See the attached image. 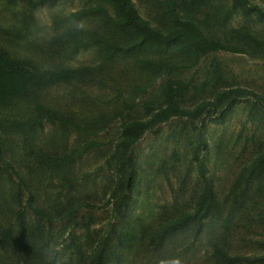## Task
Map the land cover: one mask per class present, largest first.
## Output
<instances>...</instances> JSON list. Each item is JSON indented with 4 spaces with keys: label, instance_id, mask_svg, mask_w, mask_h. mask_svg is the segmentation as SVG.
I'll use <instances>...</instances> for the list:
<instances>
[{
    "label": "rangeland",
    "instance_id": "rangeland-1",
    "mask_svg": "<svg viewBox=\"0 0 264 264\" xmlns=\"http://www.w3.org/2000/svg\"><path fill=\"white\" fill-rule=\"evenodd\" d=\"M132 1L152 26L163 32L178 27L165 14L170 0ZM179 1L182 19L244 51L198 55L176 41L152 49L135 31L105 24L103 16L65 20L98 2L116 17L106 0L36 6L0 0V52L41 77L27 95L0 106V121L43 119L27 140L0 123V240L11 227L22 242L14 248L0 241V264H90L94 252L118 243L126 227L137 231V240L123 247L121 260L107 264H221L213 255L218 246L230 255H264V46L248 39L264 40V14L233 8V0H207L195 10ZM248 1L264 11V0ZM108 40L120 46L114 54L105 47ZM214 59L222 63L223 80L179 100L200 115L173 117L148 130L125 155L117 149L123 120L149 119L144 103L163 106L161 85L168 79L198 86L209 80ZM60 69H73L77 77L50 81ZM47 111L68 124L49 121ZM89 142L99 146L71 164L40 166L41 159L71 154ZM194 147L204 157L219 213L205 220L199 234L191 227L159 242L156 232L192 211L203 189ZM121 197L123 205L115 209ZM36 206L56 219L38 217Z\"/></svg>",
    "mask_w": 264,
    "mask_h": 264
},
{
    "label": "trees",
    "instance_id": "trees-1",
    "mask_svg": "<svg viewBox=\"0 0 264 264\" xmlns=\"http://www.w3.org/2000/svg\"><path fill=\"white\" fill-rule=\"evenodd\" d=\"M34 3L35 6L43 4L47 1L54 0H29ZM115 9L117 16L109 15L108 10L100 2L96 5L89 7H82L78 10L71 12L66 16V21H80L90 16H103V22L108 25L119 26L122 29H130L139 34L143 40H145L148 46L152 49H159L163 45L170 42H180L186 49L194 52L198 55H206L215 51H230V52H242L244 51L240 47L233 45L228 40H220L206 36L203 31L193 22L182 19L177 12V5L179 0H170L166 15L175 19L178 27L174 31L163 32L162 30L152 26L148 21L140 18L137 8L132 0H106ZM185 6L188 10H195L205 4L207 0H186ZM242 7L245 12L256 11L259 14H264V11L260 9L258 5H250L248 0H233V8ZM229 12V11H228ZM28 26V24H25ZM71 27H69L70 29ZM249 42L256 46H264V40H259L254 36L248 35ZM102 42V41H100ZM85 43H80L83 45ZM105 47L108 48L110 54H114L120 46L115 40L105 41ZM211 77L209 80L202 82L199 86L192 85L190 82H185L182 79H168L161 85L162 96L164 105L155 108L150 102L144 103V109L149 119L145 121L141 120H123L122 121V133L117 141V149L122 154H126L131 150L143 137L148 130H153L158 125L165 123L173 117H186L196 116L200 113H193L190 110L184 108L180 104V98L191 90L203 92L207 87L213 83H217L223 80V67L222 63L218 60H213L211 64ZM76 71L73 69H60L49 76V80L53 82L69 80L76 78ZM41 77L38 73L28 67L22 60L11 58L7 53L0 52V106L16 99L27 95L30 92L31 87L34 84L39 83ZM203 105L198 107V110H202ZM47 119L49 121L58 120L63 125L68 124L56 113H50L47 111ZM42 118L18 120L13 119L7 123L0 121L2 126L7 127L11 132L23 133L25 140L28 139L29 130L37 123L42 122ZM80 128V127H79ZM99 146L98 142L86 143L79 150L64 155L62 157H52L40 160V166H55L61 167L67 164L73 163L78 156L84 154L90 147ZM1 144H0V158H1ZM192 160L196 162L198 176L203 182V189L197 199L195 207L192 211L179 216L176 220L164 224L155 235V238L159 242H163L166 239L179 235L193 227L197 234H199L203 227L205 220L210 217L213 220L215 215L219 213V203L217 201L216 193L213 185L207 176V167L204 157L200 154V151L194 147L192 151ZM128 161L131 162L132 158L129 157ZM264 162V154H263ZM12 170L16 172V169L11 161H6ZM73 183V180H69V185ZM124 199L121 197L116 201L114 208L118 209L123 205ZM83 206V205H82ZM80 206L69 212L68 214H61L60 218H65L77 212ZM34 212L38 217L46 218L49 222L54 221L56 218L53 214L44 207H34ZM224 225L228 223V218L223 220ZM138 238V233L131 227H126L120 230L119 241L115 244L108 245L107 248L97 249L92 257L90 264H107L110 260H121V250L123 247L131 242H135ZM18 236L11 233V227L4 229L2 234V240H8L9 243L22 244L21 241L16 242ZM43 246V248H45ZM213 255L220 261L221 264H240L247 263H264V255H230L225 248L215 247ZM39 264H51L50 261H43Z\"/></svg>",
    "mask_w": 264,
    "mask_h": 264
}]
</instances>
